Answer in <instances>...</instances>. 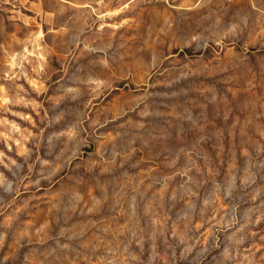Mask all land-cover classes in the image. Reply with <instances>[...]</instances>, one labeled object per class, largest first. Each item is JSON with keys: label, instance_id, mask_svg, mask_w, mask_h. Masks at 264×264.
I'll use <instances>...</instances> for the list:
<instances>
[{"label": "rangeland", "instance_id": "rangeland-1", "mask_svg": "<svg viewBox=\"0 0 264 264\" xmlns=\"http://www.w3.org/2000/svg\"><path fill=\"white\" fill-rule=\"evenodd\" d=\"M0 264H264V0H0Z\"/></svg>", "mask_w": 264, "mask_h": 264}]
</instances>
